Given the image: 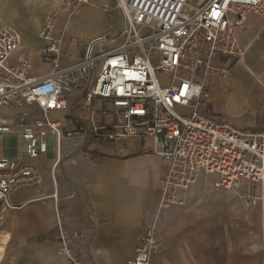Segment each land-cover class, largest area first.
I'll return each mask as SVG.
<instances>
[{"label":"built area","instance_id":"1","mask_svg":"<svg viewBox=\"0 0 264 264\" xmlns=\"http://www.w3.org/2000/svg\"><path fill=\"white\" fill-rule=\"evenodd\" d=\"M106 1L66 0L63 8L75 13ZM114 1L110 10L113 18L120 14L122 30L114 18L112 33L89 43L80 62L67 68L59 64L58 12L45 15L40 35L48 41L43 61L51 69L43 79L32 75L25 57L7 65L22 36L11 27L0 30V111L21 110L15 124H0V137L18 141L15 159H0V213L15 210L11 197L17 191L42 183V174L25 159L57 149L51 168L56 183L61 145L78 137L97 145L149 142L146 148L171 164L161 181L164 207L180 204V194L201 176L226 193L264 188V132L242 131L218 118L204 84L208 75L228 74L219 61L245 57L249 46H241L240 35L250 16L264 21V0ZM120 38L119 46L96 51ZM73 105L76 115L68 125L52 118L70 113ZM58 239L60 256L86 264L85 233L59 226ZM163 247L156 229H147L130 264H150Z\"/></svg>","mask_w":264,"mask_h":264},{"label":"crops","instance_id":"2","mask_svg":"<svg viewBox=\"0 0 264 264\" xmlns=\"http://www.w3.org/2000/svg\"><path fill=\"white\" fill-rule=\"evenodd\" d=\"M64 1L0 0V30L11 27L22 36V45L8 66L25 57L34 77L48 76L51 65L43 61L48 41L40 31L51 11L58 12L55 36L62 68L79 63L89 43L112 33L114 0L83 6L75 13L66 12ZM240 44L249 46L241 61L217 64L228 68L225 77L205 78L209 104L218 118L235 128L264 132L262 19H247ZM20 112L1 110L8 115L0 117V124H15ZM75 115L73 105L70 113L56 112L52 118L68 125ZM0 139V159H15L17 139ZM149 145L139 140L109 145L79 137L66 140L59 151L56 183L51 168L57 149L32 160L29 164L42 174V183L17 191L11 197L15 210L1 211L0 264H69L57 251L59 226L85 233L86 264H130L149 228L156 229L164 244L150 264H264V188L245 186L238 193H226L201 176L195 186L180 194V204L164 207L161 181L171 164L149 151ZM55 193L57 199L52 197Z\"/></svg>","mask_w":264,"mask_h":264},{"label":"rangeland","instance_id":"3","mask_svg":"<svg viewBox=\"0 0 264 264\" xmlns=\"http://www.w3.org/2000/svg\"><path fill=\"white\" fill-rule=\"evenodd\" d=\"M114 18H115L117 30L121 31L122 30V23H121V19H120V14L115 13ZM117 34H118V32L115 33V35H117ZM122 42H123V38H120L118 40H109L108 42H106L104 45H102L100 47L106 46L109 48H113V47L119 46ZM6 115H8V114H4V113L1 114L0 113V117H4ZM2 149H3V141H2V139H0V155L2 153ZM25 162L30 163L31 160L25 159Z\"/></svg>","mask_w":264,"mask_h":264}]
</instances>
